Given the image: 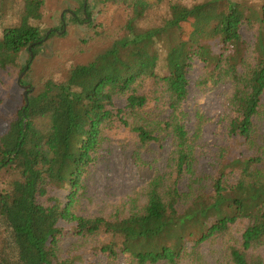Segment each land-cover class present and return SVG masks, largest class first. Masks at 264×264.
Segmentation results:
<instances>
[{
	"label": "trees",
	"instance_id": "16d2710c",
	"mask_svg": "<svg viewBox=\"0 0 264 264\" xmlns=\"http://www.w3.org/2000/svg\"><path fill=\"white\" fill-rule=\"evenodd\" d=\"M82 1L64 21L91 32L34 85L47 2L0 0V77L26 92L0 134V264H264V0ZM220 89L219 115L187 107ZM115 152L142 184L97 196Z\"/></svg>",
	"mask_w": 264,
	"mask_h": 264
},
{
	"label": "rangeland",
	"instance_id": "374dc122",
	"mask_svg": "<svg viewBox=\"0 0 264 264\" xmlns=\"http://www.w3.org/2000/svg\"><path fill=\"white\" fill-rule=\"evenodd\" d=\"M46 2L48 12L44 20V26L47 27L46 30H48L46 35L50 32H53V35L49 38L45 37L43 48L40 51L35 52V57L32 60V67L34 70L31 78L28 80L34 85L50 71L51 67L57 64L56 51L62 50L71 44L87 38L88 34L91 32V27L85 26L82 21L76 22L74 18H70L69 16H66V20L64 21L66 11L73 12V10H76L77 14L79 16L81 15L78 8L83 4L82 0H46ZM92 17L102 20L103 25L101 28L111 27V3H100L99 6L93 10ZM60 19L63 21V24H61ZM63 25H65V27H63ZM64 32L65 34L63 35ZM139 47H142V45H139ZM112 58L116 59V57L111 55L102 56L101 53H97L94 56L91 53H87L79 55V63L87 65L86 68L89 66V63L93 64L88 67L89 70L92 71H89L88 75L91 73L93 77H98V72L102 70H114L112 66L107 65L111 64L110 61ZM25 59H27V56H25L24 60ZM103 62L107 63L106 67L102 64ZM24 75L25 73L23 74V72H21L18 76L3 74L0 77V134L7 129L10 113L17 107V105H20L22 102V95L26 94V92L22 91L23 89L20 90L17 87V84ZM190 76L194 77L195 72L190 74ZM200 95L204 96L202 99V107L210 116H217L225 109V96L223 89L216 90L206 95L199 94L196 90H193L188 99L187 107L192 108L196 102V96ZM214 130L218 135L221 129L219 127L216 128V124L209 125L204 134V138L210 139ZM211 142H213L212 145L215 146L221 144L223 143V137L218 136V139H216L214 135ZM238 146L239 145L234 146L233 149L238 150ZM120 158H122L121 154L115 152V155L108 156L97 168V180L94 183L97 196H100L105 187H112L111 190H116V193L122 196L133 185L139 186L142 184V181L139 179V175L136 172V168L121 161ZM208 160V157L200 156L199 161L201 165H203L206 164ZM112 167L117 168L116 171L118 172L116 174L112 170ZM4 185L8 184L4 183ZM115 199L116 197L109 196L105 200L107 202H113ZM99 200L100 198L98 197L94 198L95 202H98Z\"/></svg>",
	"mask_w": 264,
	"mask_h": 264
},
{
	"label": "water",
	"instance_id": "95a60500",
	"mask_svg": "<svg viewBox=\"0 0 264 264\" xmlns=\"http://www.w3.org/2000/svg\"><path fill=\"white\" fill-rule=\"evenodd\" d=\"M21 80V79H20Z\"/></svg>",
	"mask_w": 264,
	"mask_h": 264
}]
</instances>
